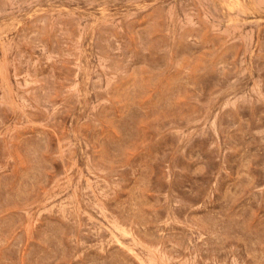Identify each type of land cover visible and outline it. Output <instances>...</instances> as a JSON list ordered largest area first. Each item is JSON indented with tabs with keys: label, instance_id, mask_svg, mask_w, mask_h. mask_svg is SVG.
Returning a JSON list of instances; mask_svg holds the SVG:
<instances>
[{
	"label": "rangeland",
	"instance_id": "obj_1",
	"mask_svg": "<svg viewBox=\"0 0 264 264\" xmlns=\"http://www.w3.org/2000/svg\"><path fill=\"white\" fill-rule=\"evenodd\" d=\"M0 264H264V0H0Z\"/></svg>",
	"mask_w": 264,
	"mask_h": 264
}]
</instances>
